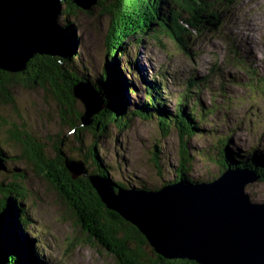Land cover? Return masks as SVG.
Instances as JSON below:
<instances>
[{
  "label": "rangeland",
  "instance_id": "374dc122",
  "mask_svg": "<svg viewBox=\"0 0 264 264\" xmlns=\"http://www.w3.org/2000/svg\"><path fill=\"white\" fill-rule=\"evenodd\" d=\"M70 4L68 1L67 19L77 27L78 37V44L71 51L94 76L107 59L106 42L111 29L123 30L125 27L121 23L118 25L108 14L95 11L88 15V12L80 8L77 10ZM63 7H66L64 3ZM214 10L218 22L200 32L192 31L186 51L165 34H156L154 29L148 32L149 35L141 37L138 34L123 41L125 52L120 61L127 70L120 74L125 83L120 92L125 101L129 100V111L123 109L116 97V101L112 99L114 105L118 103L115 107L120 114L140 112V106L145 107L147 101H153L155 97L151 86L147 85L144 89L147 81H150L148 76H158L164 82V96L169 102L165 101L167 108L160 102L159 106L169 119L167 114H174L179 96L186 90H192L190 103L198 100L206 111L209 108L212 110V113L205 114L204 110L196 107V114L192 118H196L198 113L201 116L193 121L195 132L186 137V146L192 158L186 164L189 166L186 175L202 181L211 175L216 176L219 171L211 158L215 157V148L220 147V140H227L229 149L239 152L240 157L255 149L262 152L264 159V93L257 91L256 84L253 90L244 86L248 81L264 82V0H234L231 5L223 3ZM61 19H64L63 14ZM73 62V66L77 65L76 60ZM136 64L140 66L138 70ZM134 72H137V76ZM88 77L91 78V75ZM131 77L134 78L133 84H130L131 80L128 81ZM79 84L83 85L81 91H92L94 97L102 99L90 84ZM130 87L136 92L130 94ZM11 90L12 102H0V147L19 160L15 161V165L6 164L7 172L0 170V186L11 185V190L24 188L23 195L16 201L22 204L21 218L25 234L32 238L40 263L115 264L114 257L96 245L76 225L71 211L50 182L35 172L32 164L20 159L24 146L14 139L10 140L12 132H19L23 144L27 138H34L36 142L44 144L48 150L45 151L53 157L52 146L56 138L65 136L67 142L60 154L64 155V159H69V155L75 159L80 157L76 155L79 138L69 132V127L66 130L61 124L52 92L50 95L49 91L20 83ZM73 100L75 112L82 114L81 102L75 98ZM213 106L218 107L214 109ZM188 107L191 109V106ZM188 110L185 107V115L190 113ZM126 117L120 124L114 121L106 123L105 132L97 138L79 125L76 134L81 136L83 148L96 145L112 180L126 181L129 177L127 180L130 182H127L130 187L140 188L142 182L148 188H160L164 180L172 179V172L180 161V135L172 129L169 135L163 136L156 117L149 121L143 120L138 113ZM152 153L157 155L160 169L154 167ZM7 168L14 172L9 173ZM15 170L23 171V176L14 178ZM250 173L255 176L252 171ZM245 191L251 200L264 201V182L259 178L246 186ZM12 234L16 235L14 230ZM14 243L16 246V241Z\"/></svg>",
  "mask_w": 264,
  "mask_h": 264
},
{
  "label": "trees",
  "instance_id": "16d2710c",
  "mask_svg": "<svg viewBox=\"0 0 264 264\" xmlns=\"http://www.w3.org/2000/svg\"><path fill=\"white\" fill-rule=\"evenodd\" d=\"M68 1L71 2V7L78 10V7L73 4L72 0H62L61 8H64L63 3L66 7L64 8V13H62L61 10V15L63 14L64 16V19H61V23L62 27L66 28L71 33L73 46H77V27L67 19L66 10ZM233 2L234 0L98 1L95 7L86 11L88 15L95 11L103 15L108 14L112 19L116 20L118 25L121 23L125 27L123 30H119V28L111 29V32L108 34L106 42L107 59L101 70L94 73V76H92L93 73L91 74L90 69L86 67L82 61H78L77 55L74 52H72V57L67 60H61L57 57L36 56L28 62L24 71L20 73L10 74L0 71V102L10 104L12 102L11 89L15 84L19 83L25 86H34L45 92L49 91L50 95L52 92V97L58 106L61 124L66 130L67 127H69V132L75 133L74 137L79 138L77 141L79 142V146L76 149V155L79 154L80 157L77 159L70 155L67 157L71 160L75 159L82 161L84 167L88 171V175H99L114 186L125 189L139 188L130 187V183L127 182L129 181L127 180L129 177H127L126 181L112 180L109 169H107L104 161L99 157L100 155H98L96 145L83 148L84 143L82 144L81 136L79 137V134L73 131L77 129L80 113L75 112V107L73 105L74 100L71 92L72 88L77 86L80 82L93 86L101 94L104 103V111L101 115L95 117L93 127L90 129L94 138L99 137V135L105 132L107 128L106 123H113L114 121L120 124L122 121H125L124 119L127 118L126 115L129 116L132 115V113L141 114V117H143L145 121H149L152 117H156V121L159 123V127H161V134L163 136L169 135L172 129L178 131L182 144L180 161L178 162L177 168L172 172V179L169 181L164 180L165 182H163L162 186L177 181L192 184L210 182L216 177L228 172L229 169H245L252 171L255 177H258L260 181L264 182V159L262 152L254 149L245 152L243 157H240L242 155L239 152L229 149V142L227 140L219 141L218 145L220 147L215 148L216 155L211 158V161L219 168L216 176H208L209 179L202 181L200 179L194 180L186 175V170H188L189 167L186 164L190 163L192 159L186 146V137L195 132L192 126V124H194L193 121L201 116L198 114L195 116L196 118H192V115H194V113L196 114V108L191 109L188 115H185L182 108H178L174 114H167L169 117L168 119L166 112L160 109L156 104V98H153L152 101L148 96L149 100L147 99L148 101L145 107H143V105L140 106V112H128L126 115L125 113L120 114V111L115 107L118 103L114 105L113 102V100H115L114 97H116V100L122 103L123 109L129 111V100L125 101L122 99V93L120 92L125 84L120 74H122V71L127 70V68H125L126 66L121 65L120 61L121 55L125 52V44H123V41L131 39L138 34L141 37L149 35L148 32L154 29L156 34H165V36H168L169 40L175 42L186 51L188 50L187 42L189 38L192 37V31L200 32L203 29H207L208 26H213L215 22H218V16L214 10L215 7L223 3L231 5ZM74 60H76L77 65L73 66ZM69 65L71 66L69 67ZM139 68L140 66L136 64V70ZM134 74L137 76V72H134ZM88 75H91V78H89ZM128 81H130V84H133L134 78L131 77ZM134 85L138 86L137 84ZM129 93L133 94V90L129 91ZM166 101L169 103L167 98ZM194 106L197 107V104H194ZM150 107L153 109H149ZM217 107L218 106H213L214 109ZM201 110H204L205 114L212 113L211 108L206 111L204 107H201ZM11 139H14L24 146L20 159H25L32 164L33 170L50 182L59 197L63 199L68 209L71 211L73 218H75L76 225L79 226L96 245L112 255L115 264H197L189 260L169 261L156 255L146 239L135 227L124 221L116 213L106 209L86 178L80 177L73 181L65 168L64 155L62 156L60 154L65 146L64 143L67 142V137L63 136L59 138L58 136V138H56L52 146L53 157L45 151L46 147H44V144L36 142L34 138H31V140L27 138V141L23 144L20 133L12 132L10 140ZM258 154H260V156ZM151 155V159L155 164L154 167L160 169V162L156 157L157 155L154 153ZM17 159V157L8 155V152L0 147V161L4 166L6 164L9 166L11 164L15 165ZM8 172L13 173L14 170L8 169ZM23 174V171L20 172L19 170H15L13 177H22ZM132 180L134 179L132 178ZM140 183L141 186L139 189L149 191L158 189L156 187L148 188L146 185H143L142 182ZM9 187H11V185L0 186V212L4 210L9 214L12 227L14 226L13 229L16 233V251L14 252V256L11 257L9 264H41L34 250L32 238L25 234V226L21 218L23 215L21 209L22 204L16 201V198H20L23 195L24 188L16 187L15 190H11ZM148 247L151 248L150 250L152 253L147 249Z\"/></svg>",
  "mask_w": 264,
  "mask_h": 264
},
{
  "label": "water",
  "instance_id": "95a60500",
  "mask_svg": "<svg viewBox=\"0 0 264 264\" xmlns=\"http://www.w3.org/2000/svg\"><path fill=\"white\" fill-rule=\"evenodd\" d=\"M98 0H74L91 10ZM62 0H0V71L17 74L36 56L71 57V33L61 23ZM78 84L72 97L83 107L77 124L91 132L104 111L102 99ZM98 107V108H97ZM92 133V132H91ZM70 178H86L107 210L135 227L166 260L197 264H264V201L256 202L246 186L257 177L231 170L210 182L167 184L159 190L125 189L99 175H88L80 160L64 159ZM0 170L5 167L0 162ZM11 217L0 212V264L14 256ZM14 240V241H13Z\"/></svg>",
  "mask_w": 264,
  "mask_h": 264
},
{
  "label": "bare ground",
  "instance_id": "6f19581e",
  "mask_svg": "<svg viewBox=\"0 0 264 264\" xmlns=\"http://www.w3.org/2000/svg\"><path fill=\"white\" fill-rule=\"evenodd\" d=\"M115 66H116V64H115ZM87 86H88V85H87ZM130 88H131V89H130ZM130 88H129V91H132V90H133V93L136 92V90H134L133 87H130ZM144 92H145V90H144ZM117 94H118V93H117ZM115 95H116V94H115ZM122 99H123V98H122ZM165 99H166V98H164L163 101H166ZM177 102H178V101H177ZM184 109H185V107H184ZM191 109H193L192 106H191ZM224 174H226V172H225ZM257 178H258V177H257ZM174 183H175V184H177V183H179V184H192V183H183V182H181V181H177V182H174ZM162 187H163V186H162ZM160 188H161V187H160ZM137 189H139V188H137ZM153 190L156 191V190H159V188H158V189H153ZM13 230H14V229H13ZM14 244H15V243H14ZM15 249H16V246H15ZM156 255H157V254H156ZM158 256H159V255H158Z\"/></svg>",
  "mask_w": 264,
  "mask_h": 264
}]
</instances>
